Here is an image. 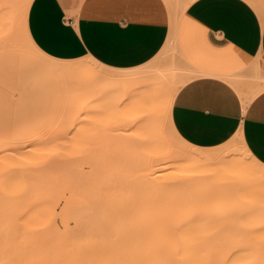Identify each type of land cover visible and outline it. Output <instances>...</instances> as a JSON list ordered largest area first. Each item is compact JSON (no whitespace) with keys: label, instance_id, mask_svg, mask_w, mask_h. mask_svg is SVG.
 I'll return each mask as SVG.
<instances>
[{"label":"bare ground","instance_id":"obj_1","mask_svg":"<svg viewBox=\"0 0 264 264\" xmlns=\"http://www.w3.org/2000/svg\"><path fill=\"white\" fill-rule=\"evenodd\" d=\"M29 2L0 0V31L11 32L23 47H28L31 55H37L31 57V64L38 74L19 75V87L24 78L39 83L41 75L47 76L46 79L64 77L83 66L81 59L55 60L34 46L26 31ZM18 8L21 14L16 18ZM178 17L172 21V26ZM172 36L173 33L164 49ZM185 65L189 66L186 62ZM138 68L130 69H137L129 78L132 86L128 91L134 94V101L130 99L133 102L131 114L135 121L146 123L143 119H147L146 124H149L159 88L158 83L149 78L146 68ZM180 83L166 86L162 95L166 109L163 125L180 143L177 147L157 142L153 145L62 144L54 145L65 159H60L53 176L36 175L35 169L20 176L16 170L6 173L0 168V188L4 189L3 195L0 192V264H208L233 248L234 242L206 243L201 235L193 240L190 233L196 224L234 225L251 219L250 215L242 218L245 213L236 208L235 188L232 180L227 181V177L233 179V175L226 173L238 170L264 180V174L254 168L261 163L244 146L246 164L235 157L225 163L217 150L201 152L180 139L170 122L171 102ZM72 115L75 116L72 136L76 137L79 123L85 121L77 119L76 113ZM26 116V131H39L44 124L43 116L31 112ZM83 136L93 139L91 132ZM32 141L29 146L32 151L41 146L38 135H34ZM42 146L48 149L53 145ZM14 147L22 148L0 145V155L5 156L15 150ZM102 153L106 157H101ZM33 155L38 156L37 151ZM195 162H203V173L216 183L212 200L194 206L183 198L175 199L168 189H162L163 185H156L155 173L165 167H178L191 177L198 176L199 166L190 164L187 169L188 163ZM52 182L55 187L50 185ZM58 191L63 192L65 200L57 212L51 201ZM57 217L60 226L56 223ZM197 231L205 233L204 229Z\"/></svg>","mask_w":264,"mask_h":264},{"label":"crops","instance_id":"obj_2","mask_svg":"<svg viewBox=\"0 0 264 264\" xmlns=\"http://www.w3.org/2000/svg\"><path fill=\"white\" fill-rule=\"evenodd\" d=\"M26 31L49 58L114 71L150 62L173 33L192 72L171 102L175 131L198 147L238 137L264 164V83L249 70L264 71V0H30Z\"/></svg>","mask_w":264,"mask_h":264},{"label":"rangeland","instance_id":"obj_3","mask_svg":"<svg viewBox=\"0 0 264 264\" xmlns=\"http://www.w3.org/2000/svg\"><path fill=\"white\" fill-rule=\"evenodd\" d=\"M182 4L184 3L177 2V9ZM15 13L17 18L21 11L16 10ZM15 27H18V22ZM23 46L11 32L0 31V145L22 146V148L14 147L15 150L5 156L0 155V168L6 173L16 170L18 175L26 176L31 169H35L34 174L42 177L55 175L60 159L65 158L54 145H79L83 142L88 144L98 142L102 143L101 145L112 143L153 145L156 142L176 147L180 145L163 125L166 109L162 95L166 86L182 83L192 75V72L181 61L173 41L158 56L138 68H146L150 76L148 77L156 81L159 88L153 100L149 124H146L147 119H143L146 123L135 121V116L131 114L133 102L130 99L133 98L134 101V94L128 91L129 86H132L129 78L137 69L114 71L101 66L89 57H83L80 58L83 63L82 68L74 74L50 77V79L39 74L42 77L39 83L23 77L24 81L20 82L22 87H19L17 86L19 75L38 74L31 64V57L35 58L37 55H31L28 47ZM43 60L48 59L43 58ZM249 70L254 74L252 78L255 81L264 83L263 66L259 59L254 61ZM29 112L43 116L44 124L38 129L39 131H26V115ZM72 113L78 115L77 119L85 121L79 123L76 137L72 136V121L75 117ZM58 126L59 129H56ZM84 131L89 135L91 132L92 141L85 139ZM175 132L187 145L197 147L201 152L209 153L217 150L222 153L225 163L233 157L245 164L248 162L245 149L236 137L228 138V141L218 145L198 147ZM34 135L39 136L38 143L41 146H37V149L32 151L29 146L33 142ZM47 144L53 146L48 149L42 146ZM246 148L248 149L247 146ZM35 151L38 156L33 155ZM248 151L250 152L249 149ZM100 156L106 157L104 153ZM190 164L199 166L198 176L191 177L178 167H165L155 173V183L159 187L163 185L162 189H168L175 199L183 198L191 205L197 206L213 199L216 183L203 173V162L188 163L187 169H190ZM261 165H255L254 168L257 173L264 174V166ZM231 174L233 179L227 177V181L232 180L235 188V206L245 213L242 218L250 215L251 219L234 225L196 224L195 230L190 233V238L194 240L201 235L206 243L234 242L233 248L229 249L228 253L223 252L221 257L219 256L217 260L212 259L213 261L208 264H264V180L242 174L238 170L226 173L228 176ZM50 185L56 186L54 182ZM3 190L0 188V192ZM1 194L3 195V192ZM64 200L63 192L58 191V194L53 196L51 206L58 212ZM56 223L60 226L59 217ZM198 228L204 229L205 233L197 231ZM224 231L228 232L223 233Z\"/></svg>","mask_w":264,"mask_h":264}]
</instances>
